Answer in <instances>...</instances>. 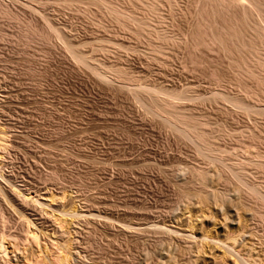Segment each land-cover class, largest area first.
Masks as SVG:
<instances>
[{"label":"rangeland","instance_id":"rangeland-1","mask_svg":"<svg viewBox=\"0 0 264 264\" xmlns=\"http://www.w3.org/2000/svg\"><path fill=\"white\" fill-rule=\"evenodd\" d=\"M263 21L264 0H0V189L89 214L63 225L0 194V264H48L62 232L70 264H193L216 235L230 248L206 241L196 264H264ZM199 216L206 238H184Z\"/></svg>","mask_w":264,"mask_h":264},{"label":"bare ground","instance_id":"bare-ground-1","mask_svg":"<svg viewBox=\"0 0 264 264\" xmlns=\"http://www.w3.org/2000/svg\"><path fill=\"white\" fill-rule=\"evenodd\" d=\"M262 5V4H261ZM260 4H259V6H258V8L259 9H261V8H263V6L260 8V6H261ZM262 10V9H261ZM263 23H264V21H263ZM30 27V26H29ZM32 27V26H31ZM30 31H31V29H29ZM28 30V31H29ZM50 30V29H49ZM54 30V29H53ZM34 31V30H33ZM25 32H27V31H25ZM54 32H56V31H54ZM58 34V33H57ZM29 35V34H28ZM36 35V34H35ZM31 36V35H30ZM30 38V37H29ZM59 38V37H58ZM33 39V38H32ZM263 49V48H262ZM262 51H264V50H262ZM263 55V54H262ZM264 57V56H263ZM78 59L80 60V62H82V59L80 58V57H78ZM261 59H263V58H261ZM261 59L259 60L260 62H261ZM259 61H257V63L259 62ZM264 61V60H263ZM259 62V63H260ZM258 65V64H257ZM260 66H264L263 65V63H261V65ZM259 66V67H260ZM256 70V69H255ZM257 71V70H256ZM259 71V70H258ZM251 73H252V71H250ZM255 72V71H254ZM254 72L252 73L253 75V77H254ZM256 73V72H255ZM256 75H257V73H256ZM100 76H102V77H104V78H106V75L105 74H102V75H100ZM257 76H259V75H257ZM261 77V76H260ZM264 76H262V78H263ZM108 78V77H107ZM264 79V78H263ZM264 81V80H263ZM262 81V82H263ZM148 89V88H147ZM152 89H150L149 91H151ZM153 91V90H152ZM248 93H250V92H248ZM256 98V97H255ZM258 99V98H257ZM256 103H258V102H256ZM263 104V103H262ZM261 104V105H262ZM258 105V104H257ZM247 106V105H246ZM245 105L242 107V108H244V107H246ZM253 106V105H252ZM251 107V106H250ZM245 110H246V108H244ZM250 109H252V108H250ZM247 110L248 111H251V110H249L248 108H247ZM179 120H181V119H179ZM174 127H175V130L176 131H179V132H182V133H184V135L188 138V139H192L193 141L194 140H196V141H198V142H200L199 144H200V149H201V152H202V154L203 155H205V156H207V155H209V154H207L206 152H212V149L210 148V146L209 145H207L206 144V142H205V139H204V136H203V134L202 133H199V132H197L193 127L191 128V127H187L184 123H183V121H179V122H177L176 120H174ZM0 135H1V137H0V154L2 153V152H6V150H7V148H8V145L6 144V140H5V136H4V133L1 131L0 132ZM213 153V152H212ZM211 153V154H212ZM210 154V156L212 157V159L213 160H216V161H220V159L218 158V157H216V156H212ZM237 154V153H236ZM247 154H249V152L248 153H246V155ZM229 155V154H228ZM258 155V154H257ZM262 155V154H261ZM218 156V155H217ZM231 156H234V155H231ZM230 155H229V157H231ZM236 156V155H235ZM238 156V155H237ZM245 156V155H244ZM249 156V155H248ZM208 157V156H207ZM228 157V156H227ZM239 157V156H238ZM257 157V156H256ZM259 157V156H258ZM0 158H2V156H0ZM232 158V157H231ZM248 158V157H247ZM251 158V157H250ZM249 158V159H250ZM228 159V158H227ZM227 159H225L226 161H228ZM241 159V158H240ZM246 160V157L243 159L245 162L244 163H246L247 161L249 162V163H252V162H250L251 160ZM254 159V158H253ZM260 159V158H259ZM229 160H231V159H229ZM235 160V159H234ZM233 160V161H234ZM243 160H241V161H243ZM224 161V160H223ZM247 162V163H248ZM261 162V161H260ZM260 162H258V163H260ZM244 163H241V162H239L238 163V165L239 164H244ZM254 164H257V166H259L260 167V165L258 164V163H256L255 162V160H254V162H253ZM262 163V162H261ZM251 165H253V164H251ZM240 166V165H239ZM245 166V165H244ZM244 166H242L241 168L242 169H244L245 167ZM244 167V168H243ZM263 167V166H262ZM247 168H249V167H247ZM258 168V167H257ZM257 170V169H256ZM258 171H260V170H258ZM201 172H199V175L198 176H201L202 177V179H204V180H206V179H210V177H208V175L209 176H211L212 174H209V173H202V174H200ZM244 173V172H243ZM243 173L241 174V176L243 175ZM248 173V172H247ZM245 175V174H244ZM2 176V175H1ZM0 176V177H1ZM212 177V176H211ZM203 180V181H204ZM207 180V181H208ZM14 187V186H13ZM12 187V188H13ZM248 187V189H249V186H247ZM253 187V186H252ZM258 187V186H257ZM1 188V187H0ZM11 188V189H12ZM251 188V187H250ZM252 189V190H251ZM251 189H249V191H251L253 194L255 193V194H257V195H259L260 197L259 198H263V197H261V195H262V192L260 193L259 191H262V190H259L258 191V189L256 190V187H254V188H251ZM25 190V189H24ZM23 189H21V188H14V189H12V190H6V189H0V194H1V197L3 198V200L5 201V203L6 204H8V205H10L11 207H14V209H16V207L17 208H19V206H20V204L18 203L19 202V200L22 202V205H24V206H31V208L32 207H35V209H37V208H41V207H43V206H45L46 204H45V202H42V201H48V202H50V204H47L46 206H48L49 208H50V210L52 211V213L54 212L55 214H57V218L60 220V222H61V224H68V220H70V219H73V218H79V217H84L85 219L88 217V215L89 214H85V212L84 211H79L76 207L77 206H75V205H73V202H71L70 200H68L67 202H65L64 200L67 198H65L64 196H62L60 199H61V201L59 200V204H60V210L58 209V210H56V209H54L53 208V205L54 204H56L55 202H53V201H55L54 200V197L55 196H52V197H49V198H45L44 200L40 197V196H31L29 193H26L25 191H24ZM250 192V193H251ZM251 193V194H252ZM254 194V195H255ZM263 196V195H262ZM248 197V196H247ZM258 197V196H257ZM259 198H257V199H259ZM260 200V199H259ZM262 200L263 199H261V202H262ZM64 201V202H63ZM261 202H260V204H261ZM3 203V202H2ZM4 203V204H5ZM256 203V202H255ZM257 203H259V202H257ZM263 203V202H262ZM58 204V203H57ZM255 205V204H254ZM55 206H57V205H55ZM54 206V207H55ZM257 206V205H256ZM255 206V207H256ZM58 207V206H57ZM56 207V208H57ZM258 207V206H257ZM263 207V206H262ZM8 208H9V206H8ZM20 208H21V206H20ZM23 208H27V207H23ZM10 209V208H9ZM29 210V209H28ZM27 210V211H28ZM18 211V210H17ZM258 211V210H257ZM30 212V211H29ZM35 212V211H34ZM84 212V213H83ZM262 212V211H261ZM22 213V212H21ZM29 214V213H28ZM37 214V213H36ZM202 214V213H201ZM23 215H25V214H23ZM32 215H33V213H32ZM29 216V215H28ZM192 216V215H191ZM194 216V215H193ZM24 217V219H25V221H24V232H25V235L23 234V232H22V234L26 237V239H28V240H31V241H38L39 240V235L42 233V231H41V229L38 227V225L34 222V220H32L30 217L29 218H27L26 216H23ZM201 216H199V218H200ZM187 218V217H186ZM206 218V217H205ZM205 218H200V219H198V222L196 223V225H189V227H188V229L187 230H183L182 232L181 231H179L180 230V228H178L179 230V232H181L182 234V236L184 235V238H185V234H187V236L189 235V236H194V235H196V236H194V239L195 238H197L196 240H198V238H199V236L201 237V232L200 231H202V229L201 230H199L197 227H203V222L205 221ZM224 218V217H223ZM33 219H35V218H33ZM227 219V218H226ZM226 219H225V222H226ZM191 220V219H190ZM189 220V221H190ZM48 221V220H47ZM192 221H194V220H192ZM196 221V220H195ZM193 223V222H192ZM189 224V223H188ZM161 231H164V232H166V234H170V235H176V237L178 236V234H179V232L176 230V229H173V228H171V226L169 227V226H162V225H158V224H155ZM68 226V225H67ZM195 226H197L196 228H195ZM225 230H226V228H225ZM223 231H224V229H223ZM227 231V230H226ZM197 232H198V234H197ZM196 233V234H195ZM226 233V232H225ZM205 234V233H204ZM23 235H21V237H23ZM61 235H62V238H63V240H64V242H63V247H62V245L60 246V250L63 248V250H61V252L59 251V249H58V251L59 252H55V254L54 253H52V255L50 254V255H48V254H46L47 256H45V258H44V260L48 263V264H70V262H69V257H71V255H69V257H68V254L69 253H71V251L73 252V248H71L70 246V244H69V242L71 241V239L69 238V237H65V235H66V233L65 232H62L61 233ZM69 236H70V234H68ZM181 235L179 234V236L181 237ZM198 235V236H197ZM215 235V234H214ZM213 235V236H214ZM189 236L188 237H186V238H189ZM192 236V237H193ZM212 236V235H211ZM229 236V235H228ZM227 236V237H228ZM220 237V236H219ZM217 235H216V237H213L212 238V240H208V238H209V236H207V238H206V236H205V238H206V240H204L205 238L202 236V239L201 238H199V240H200V242L202 241V240H204V242H201L202 243V246H197V247H199L198 249L199 250H197V252L199 253L198 254V256H194L195 257V262H198L199 263V259L201 258L200 257V255H201V253H202V255L203 254H205V246H203V244H207L208 245V243L210 244V246H212V244H215V245H213L212 247H214V246H216V245H219V246H222L224 249H226V247H227V249H229L230 247V245H228V244H230V243H227V241L225 240H222L221 238H219ZM64 238H66V239H64ZM232 238V237H231ZM190 239V238H189ZM210 239V238H209ZM227 239V238H226ZM6 240H7V238H6V236L3 234V235H1L0 236V250H2V251H5L6 250V246H5V242H6ZM231 240V239H230ZM206 241H209V242H206ZM191 242V241H190ZM195 242V241H194ZM235 242V241H234ZM66 243V244H65ZM196 243V242H195ZM231 243H233V242H231ZM196 245H198V244H196ZM233 245V244H232ZM236 245V244H235ZM69 246V247H68ZM62 247V248H61ZM208 247H209V245H208ZM229 247V248H228ZM216 248V247H215ZM221 248V247H220ZM223 248H221V249H223ZM239 248V247H238ZM205 249V250H204ZM209 249V248H208ZM211 249H213V248H211ZM223 249V250H224ZM234 249V248H233ZM232 249V246H231V252H234L235 253V251H232L233 250ZM214 250V249H213ZM216 250V249H215ZM236 250V249H235ZM67 253H66V252ZM227 251V250H226ZM241 251V250H240ZM66 254H65V253ZM214 252V251H213ZM224 252V251H223ZM240 253V252H239ZM226 254V253H225ZM227 254H228V252H227ZM236 254V253H235ZM235 254H232V256L231 257H233V255H235ZM224 255V254H223ZM230 255H231V253H230ZM237 256H238V258H237V260H239V257H241L242 258V256H239L238 255V252H237V254H236ZM237 256H235V257H237ZM250 257V255H247V257ZM252 256V255H251ZM200 257V258H199ZM230 257V256H229ZM247 257L246 258H242L240 261H242L243 262V264H251L250 262V260H248L247 259ZM253 258V257H252ZM257 258H259V257H257ZM250 259V258H249ZM260 259V258H259ZM234 260V259H233ZM254 260H255V258H254ZM45 261H44V263H45ZM253 261V260H252ZM194 262V263H195ZM237 262V261H236ZM253 262H255V263H258L259 262V260H258V262L255 260V261H253ZM253 262H252V264H253ZM262 262V261H261ZM192 263V262H191ZM193 263V264H194ZM260 263V262H259ZM163 264V263H162ZM187 264H190V263H187ZM196 264V263H195ZM237 264H238V262H237ZM242 264V263H241Z\"/></svg>","mask_w":264,"mask_h":264}]
</instances>
